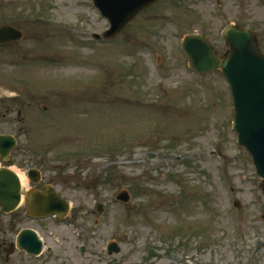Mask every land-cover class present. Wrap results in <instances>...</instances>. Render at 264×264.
<instances>
[{
    "label": "rangeland",
    "instance_id": "obj_1",
    "mask_svg": "<svg viewBox=\"0 0 264 264\" xmlns=\"http://www.w3.org/2000/svg\"><path fill=\"white\" fill-rule=\"evenodd\" d=\"M233 23L263 33L262 3L161 0L107 41L93 0H0V27L24 34L0 48L12 169L37 168L71 203L65 220L23 221L52 248L36 262L8 252L17 229L3 217L0 264H264V181L237 143L230 87L181 50L201 34L226 53Z\"/></svg>",
    "mask_w": 264,
    "mask_h": 264
},
{
    "label": "water",
    "instance_id": "obj_2",
    "mask_svg": "<svg viewBox=\"0 0 264 264\" xmlns=\"http://www.w3.org/2000/svg\"><path fill=\"white\" fill-rule=\"evenodd\" d=\"M154 1L101 0L99 7L112 23L106 37L117 35L133 17ZM21 38L22 33L13 27H0V43L9 44ZM224 38L230 47V52L226 56L218 55L216 49L203 37H187L183 48L190 59V66L197 72L209 73L221 69L226 76L234 98L233 129L238 133V143L252 154L258 174L264 179V54L258 48L255 34L250 30L231 25L225 29ZM7 143L11 149L16 146L13 138L2 137L1 153ZM32 175L33 172L30 173V176ZM50 193L47 191L43 197L50 198L51 207L40 209L41 202L36 199L31 208L37 212L46 210L47 212L42 213L44 217L55 214L65 216L69 211L68 203L60 201L55 194ZM20 197L21 186L18 176L9 169H1L0 206L5 212H10L18 205ZM44 199L48 201V198ZM119 199L128 202L130 198L128 193H123ZM98 207L101 212V205ZM18 245L34 254L41 251V243L32 232L24 231L19 237ZM120 252L121 248L117 242L109 244L110 255Z\"/></svg>",
    "mask_w": 264,
    "mask_h": 264
},
{
    "label": "flooded vegetation",
    "instance_id": "obj_3",
    "mask_svg": "<svg viewBox=\"0 0 264 264\" xmlns=\"http://www.w3.org/2000/svg\"><path fill=\"white\" fill-rule=\"evenodd\" d=\"M259 28L257 27H254L255 31L257 32V38H258V41H259V46L260 48L264 51V32L261 33V28L260 26H258ZM43 181V183L41 184H38V185H33L32 186V190H35V191H41V192H44V186H46L47 184H54V182H50V181H46L44 179V176L42 175V180L41 182ZM45 181V182H44ZM54 186V185H53ZM27 199V198H26ZM24 211V210H23ZM22 210H19L17 214H11V215H7V214H3V213H0V221L1 219L4 217L6 218L8 221H10V226L11 228H14V229H17L16 232H17V236H16V239H15V243L12 245H10V250H8V252L12 255H19L21 256L22 258H25L28 260V263L30 262H36L37 260H42L45 259L44 257H46V254H51L52 252V248H48V244H47V240L44 238L43 239V242H44V250L43 252H41V255L40 256H37V255H33V254H30L27 250H21V249H18V246H17V241H18V238H19V234H20V230H22L23 228L27 227V225H25V223H22L23 221L27 220L28 218H26L24 215H27V209H25L26 211V214L23 212ZM24 214V215H23ZM13 215H15L14 217H12ZM23 216V217H22ZM29 217V215H28ZM28 221H32L34 222L35 220L33 219H28ZM1 222H0V236H6V233L7 231L2 228L1 226ZM24 225V226H23ZM23 226V228L20 229V227ZM19 233V234H18ZM82 253L83 250H81Z\"/></svg>",
    "mask_w": 264,
    "mask_h": 264
},
{
    "label": "bare ground",
    "instance_id": "obj_4",
    "mask_svg": "<svg viewBox=\"0 0 264 264\" xmlns=\"http://www.w3.org/2000/svg\"><path fill=\"white\" fill-rule=\"evenodd\" d=\"M22 181H23V185H25L26 181L24 179H22Z\"/></svg>",
    "mask_w": 264,
    "mask_h": 264
}]
</instances>
